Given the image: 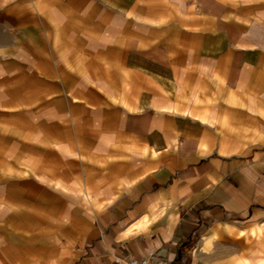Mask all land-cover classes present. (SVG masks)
<instances>
[{"label": "crops", "instance_id": "crops-1", "mask_svg": "<svg viewBox=\"0 0 264 264\" xmlns=\"http://www.w3.org/2000/svg\"><path fill=\"white\" fill-rule=\"evenodd\" d=\"M264 264V0H0V264Z\"/></svg>", "mask_w": 264, "mask_h": 264}, {"label": "built area", "instance_id": "built-area-1", "mask_svg": "<svg viewBox=\"0 0 264 264\" xmlns=\"http://www.w3.org/2000/svg\"><path fill=\"white\" fill-rule=\"evenodd\" d=\"M153 260H154L153 254L148 253L145 257L139 260H135V259L129 260L126 262V264H155Z\"/></svg>", "mask_w": 264, "mask_h": 264}]
</instances>
